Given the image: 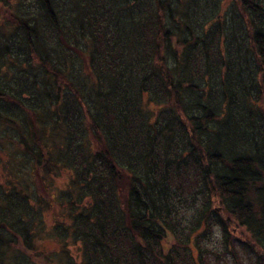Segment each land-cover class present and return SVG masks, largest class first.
<instances>
[{"label": "trees", "instance_id": "obj_1", "mask_svg": "<svg viewBox=\"0 0 264 264\" xmlns=\"http://www.w3.org/2000/svg\"><path fill=\"white\" fill-rule=\"evenodd\" d=\"M0 264H264V0H0Z\"/></svg>", "mask_w": 264, "mask_h": 264}, {"label": "rangeland", "instance_id": "obj_2", "mask_svg": "<svg viewBox=\"0 0 264 264\" xmlns=\"http://www.w3.org/2000/svg\"><path fill=\"white\" fill-rule=\"evenodd\" d=\"M53 216V215H52ZM47 220H48V222H50L51 221V216H50V214L48 213L47 214Z\"/></svg>", "mask_w": 264, "mask_h": 264}]
</instances>
